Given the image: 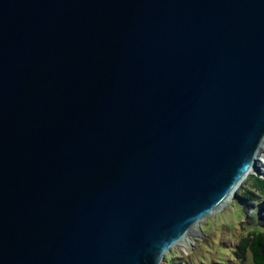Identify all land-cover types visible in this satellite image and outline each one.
Segmentation results:
<instances>
[{"label": "water", "instance_id": "1", "mask_svg": "<svg viewBox=\"0 0 264 264\" xmlns=\"http://www.w3.org/2000/svg\"><path fill=\"white\" fill-rule=\"evenodd\" d=\"M263 145L264 0H0V264H162Z\"/></svg>", "mask_w": 264, "mask_h": 264}, {"label": "rangeland", "instance_id": "2", "mask_svg": "<svg viewBox=\"0 0 264 264\" xmlns=\"http://www.w3.org/2000/svg\"><path fill=\"white\" fill-rule=\"evenodd\" d=\"M260 155L264 160V151ZM255 175L264 177V165L253 169L238 189L246 187L261 198L262 193L252 187V181L250 182V177ZM241 200L234 194L230 202L225 203L190 231L186 242L172 247L166 255L167 260L162 264H238L235 247L239 234L247 233L253 228L246 222L252 212Z\"/></svg>", "mask_w": 264, "mask_h": 264}, {"label": "trees", "instance_id": "3", "mask_svg": "<svg viewBox=\"0 0 264 264\" xmlns=\"http://www.w3.org/2000/svg\"><path fill=\"white\" fill-rule=\"evenodd\" d=\"M250 178L252 187L257 188L263 196L259 198L258 195L246 187L237 190L238 197L252 212L246 222L253 228L247 233L239 234L235 255L238 264H264V177L255 175Z\"/></svg>", "mask_w": 264, "mask_h": 264}, {"label": "bare ground", "instance_id": "4", "mask_svg": "<svg viewBox=\"0 0 264 264\" xmlns=\"http://www.w3.org/2000/svg\"><path fill=\"white\" fill-rule=\"evenodd\" d=\"M263 151H264V145L262 146V150L260 151V153L263 152ZM260 153H259V156H258V158H259V160H258V161H259L258 166H259V167H261L262 165H264V162H263L264 160L260 157V156H261ZM252 172H253V170H251L250 174H251ZM250 174H249V175H250ZM232 196H233V194H232V195L230 196V198H228L224 203H222V205H221L220 207L222 208V207L224 206L225 203H228V201L230 202ZM220 207H219V209H220ZM217 210H218V209H217ZM196 226H197V225H195V226L192 228V230L195 229ZM186 237H187V236H186ZM186 237H185V238L183 237V238L178 242V244H180V243H182V242H186ZM178 244H177V245H178Z\"/></svg>", "mask_w": 264, "mask_h": 264}]
</instances>
